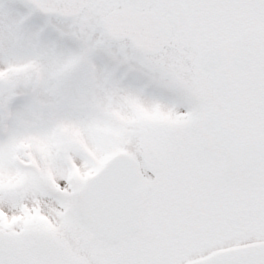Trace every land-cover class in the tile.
Masks as SVG:
<instances>
[{
  "label": "snow or ice",
  "instance_id": "snow-or-ice-1",
  "mask_svg": "<svg viewBox=\"0 0 264 264\" xmlns=\"http://www.w3.org/2000/svg\"><path fill=\"white\" fill-rule=\"evenodd\" d=\"M0 264H264V0H0Z\"/></svg>",
  "mask_w": 264,
  "mask_h": 264
}]
</instances>
